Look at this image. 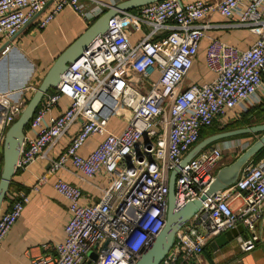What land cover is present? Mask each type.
Wrapping results in <instances>:
<instances>
[{
	"label": "built area",
	"instance_id": "built-area-1",
	"mask_svg": "<svg viewBox=\"0 0 264 264\" xmlns=\"http://www.w3.org/2000/svg\"><path fill=\"white\" fill-rule=\"evenodd\" d=\"M47 5L51 9L38 23L40 29L64 9L80 20L89 19L80 0H0V39L15 36ZM214 14L249 29L255 40L240 50L210 39L205 66L214 78L184 87L201 41L215 27L208 22ZM143 29L147 32H139ZM63 99L64 109L53 115ZM0 104L9 126L21 113L22 102L11 103L8 95H0ZM261 105L264 0H162L115 15L107 30L68 65L59 85L44 95L25 132L17 169L41 159L48 161L52 173L70 164L87 183L95 177L107 183L98 202L82 204L79 188L60 179L54 182L55 192L67 203L64 238L31 263L92 264L87 255L94 251L96 264H134L163 228L169 174L199 142L201 130ZM114 116L124 124L117 134L107 128ZM73 126L78 130L70 135ZM94 135L103 136L102 141L83 155ZM66 137L68 144L50 157ZM223 158L222 147L213 144L179 170L174 183L177 210L200 198ZM42 180L28 193H12L8 208L0 213V249ZM263 219L264 156L250 161L233 185L202 202L177 232L161 264H193L212 240L238 226L248 234L235 238L240 250L252 251Z\"/></svg>",
	"mask_w": 264,
	"mask_h": 264
},
{
	"label": "crops",
	"instance_id": "crops-1",
	"mask_svg": "<svg viewBox=\"0 0 264 264\" xmlns=\"http://www.w3.org/2000/svg\"><path fill=\"white\" fill-rule=\"evenodd\" d=\"M80 1L89 17L87 21L80 20L69 9H64L45 28L40 29L38 28V23L51 9V6L47 5L40 10V14L32 22L20 30L19 34L9 44L6 59L0 61V95L9 94L8 97L11 103L21 102L28 95V90H33L32 85H38L37 81L35 83L33 81L36 78H39V81H41L53 62L66 48L101 14L125 0ZM180 1L186 3L192 0ZM205 1L215 2L217 0ZM208 22L212 23L215 27L209 29L206 37L201 41L192 69L183 81L184 87L194 83L204 84L214 78V74L205 66V50L210 39H218L240 50L248 48L255 40V36L249 29L232 26L230 22L218 14H214ZM139 32H147V30L143 29ZM140 36L141 34L139 33L133 35L132 41L135 42ZM9 40L0 39V46ZM66 104L67 101L63 99L61 101V108L55 109L53 115H57L59 111L64 109ZM5 113L6 111L3 107L0 108V141L1 130L5 126ZM236 119L237 117L229 114L223 120H220V124L225 126ZM44 123H47L46 118ZM123 125V122L114 116L109 120L107 128L109 131L117 134L121 132ZM77 130L78 126H73L70 135L76 133ZM102 139L103 136L100 135L92 136L87 140L81 153L83 155L87 154ZM68 142L69 137L62 139L59 145L51 150L49 156L55 157ZM218 145H228L231 150L233 143L220 141ZM230 162H225V159H223L221 167L230 164ZM40 178H43V180L39 185L38 191L30 193L29 203L25 206L22 215L2 243L0 264H32L33 257L45 255L49 252L51 244L63 240V228L67 221L68 213L66 201L53 188V184L57 179L79 188L83 195L81 199L82 204L98 202L101 198L100 189L107 185L100 177H95L87 183L73 170L70 164L52 173L49 171L48 161L38 159L24 170L16 169L10 182L12 189L6 195L0 213L8 208L12 193H28L30 188ZM257 232L259 242L256 244L254 250L242 252L236 239L228 242V244L216 251L211 248L209 243L204 248L201 258L195 264H264V219L258 225ZM240 235L243 237L248 236L244 230ZM88 262L86 261L85 264Z\"/></svg>",
	"mask_w": 264,
	"mask_h": 264
},
{
	"label": "water",
	"instance_id": "water-1",
	"mask_svg": "<svg viewBox=\"0 0 264 264\" xmlns=\"http://www.w3.org/2000/svg\"><path fill=\"white\" fill-rule=\"evenodd\" d=\"M159 1L162 0H125L115 6H112L106 12L101 14L53 62V64L43 76L41 82L37 86L31 98L23 107L19 116L13 123L7 126L2 136L0 144V154L2 156V167L0 172V211L7 195L11 179L17 169L16 164L24 141L25 128L32 119L44 95H46L49 90L55 89L59 85L61 77L67 70L68 65L73 64L82 56V53L86 50L87 46L92 42V40L98 35L103 34L107 30L108 22L110 19H112L120 12L132 11L138 7L156 3ZM177 1L179 3L181 2L180 0ZM39 14L40 11L35 14V16L29 21V23L32 22ZM19 32L15 36L10 38L9 41H6L0 46V61L6 59V52H8L6 48L9 46L11 41L19 34ZM21 88L23 89V87ZM0 108H2L1 105ZM3 109L5 110V108ZM262 109H264V107ZM258 113L259 111H256L255 115ZM258 133L261 134L258 140H256L253 144L246 148L230 164L218 169L212 182L209 184L207 189L198 200L187 202L182 208L177 210L174 183L176 175L181 168L187 165V163L194 157H196L201 151L215 142L238 136L254 135ZM263 149L264 124L215 133L201 139L197 144H195L191 148V150H189V152L182 158L178 166L170 172L168 179L167 211L164 226L160 230L151 247L146 250L134 264H161L165 256L171 250L177 232L201 208L202 202L207 198L215 195L216 193L223 191L233 185L239 178L244 167ZM242 233V227L238 226L236 229L227 231L224 234L216 237L210 242V246L214 251H216L228 244V242L233 241L238 237V235ZM93 260H95L94 257ZM87 264L91 263L88 262ZM92 264L96 263L92 261Z\"/></svg>",
	"mask_w": 264,
	"mask_h": 264
},
{
	"label": "rangeland",
	"instance_id": "rangeland-1",
	"mask_svg": "<svg viewBox=\"0 0 264 264\" xmlns=\"http://www.w3.org/2000/svg\"><path fill=\"white\" fill-rule=\"evenodd\" d=\"M37 81L38 85L41 81H39V78H36L33 83H35ZM39 81V82H38ZM37 84H33L32 88L33 90L29 89L28 90V95L24 97V99L21 101L22 102V108L25 106V104L28 102V100L31 98L32 94L34 93V91L36 90ZM258 111V110H257ZM117 119H119V121L122 120V117L119 116H115ZM258 124H264V111L260 112L258 115H255L254 117L251 118L250 121H248L246 119V117L243 115V113H240V115L237 117V119L234 121V123L229 122V126L228 128L225 129H234L237 127H249V126H254V125H258ZM221 129H219L220 127ZM219 127V128H218ZM222 126L219 122H216V124L214 125L213 128L207 130L206 134H204L205 136L215 132V131H223L225 129H222ZM7 126L5 125L4 128L1 130V140H2V136L6 130ZM215 130V131H214ZM203 136V137H205ZM261 134H254V135H243V136H238V137H234V138H230L227 139L225 141L222 142H232L233 145L231 146V150H230V146L228 147V145H224L221 146L223 151H224V158L225 162H230L231 160H234L236 157H238L246 148H248L251 144H253L256 140H258L260 138ZM1 143V141H0ZM218 144V143H217ZM229 149V150H228ZM264 156V151L261 152L259 155H257V159L261 158ZM231 158V160H230ZM231 163V162H230ZM93 257L95 258V260H93ZM88 259H91L93 262L97 261V255L95 254L94 251H90L87 255Z\"/></svg>",
	"mask_w": 264,
	"mask_h": 264
},
{
	"label": "trees",
	"instance_id": "trees-1",
	"mask_svg": "<svg viewBox=\"0 0 264 264\" xmlns=\"http://www.w3.org/2000/svg\"><path fill=\"white\" fill-rule=\"evenodd\" d=\"M49 91H51V90H49ZM263 106L264 105H261V106H259V107H256V108H253V109H250V110H248V111H246L245 113H243V115L246 117V119L248 120V121H250L251 120V118L252 117H254L255 116V112L258 110L259 111V113L260 112H263L264 111V109H262L263 108ZM258 113V114H259ZM258 114H256V115H258ZM232 123H234V121L232 122ZM216 124V122L210 127V128H206V129H203V130H201V133H200V140L201 139H203V138H205V137H207V136H209V135H212V134H215V133H219V132H223V131H228V130H233V129H225V128H228V124L227 125H225L224 127H222V129H225V130H223V131H215V132H213V133H211V134H209V135H207V136H205L204 134H206L207 132V130H209V129H211V128H213L214 127V125ZM29 125L30 124H28L27 126H26V128H25V132L29 129ZM220 127V126H219ZM218 127V128H219ZM238 128H244V127H237V128H234V129H238ZM219 129H221V127L219 128ZM203 136H205V137H203ZM199 140V141H200ZM223 141V140H222ZM218 142H220V141H218ZM218 142H215V143H213V144H217ZM213 144H211V145H213ZM210 146V145H209ZM208 146V147H209ZM264 151V149L262 150V151H260L257 155H259L261 152H263ZM257 155L251 160V161H258L260 158H256L257 157ZM1 167H2V156H1V154H0V172H1ZM12 188H11V185H9V189H8V192L11 190ZM8 192H7V194H8ZM5 199H6V197H5ZM5 201V200H4Z\"/></svg>",
	"mask_w": 264,
	"mask_h": 264
},
{
	"label": "bare ground",
	"instance_id": "bare-ground-1",
	"mask_svg": "<svg viewBox=\"0 0 264 264\" xmlns=\"http://www.w3.org/2000/svg\"><path fill=\"white\" fill-rule=\"evenodd\" d=\"M27 80V79H26ZM20 94V93H19ZM9 95V94H8Z\"/></svg>",
	"mask_w": 264,
	"mask_h": 264
}]
</instances>
